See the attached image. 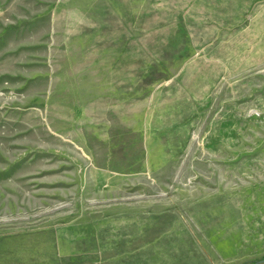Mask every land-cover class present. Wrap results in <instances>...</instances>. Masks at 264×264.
Masks as SVG:
<instances>
[{"label": "rangeland", "instance_id": "obj_1", "mask_svg": "<svg viewBox=\"0 0 264 264\" xmlns=\"http://www.w3.org/2000/svg\"><path fill=\"white\" fill-rule=\"evenodd\" d=\"M0 264H264V0H0Z\"/></svg>", "mask_w": 264, "mask_h": 264}]
</instances>
